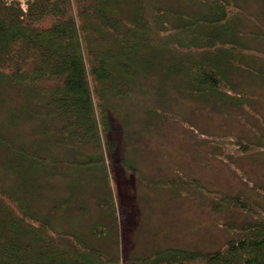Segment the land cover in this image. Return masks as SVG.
<instances>
[{
	"label": "trees",
	"instance_id": "trees-1",
	"mask_svg": "<svg viewBox=\"0 0 264 264\" xmlns=\"http://www.w3.org/2000/svg\"><path fill=\"white\" fill-rule=\"evenodd\" d=\"M188 1L173 8L158 0H0V264H264V210L241 197L224 199L263 219L242 225L223 250L168 248L125 260L91 245L92 230L61 228L57 218L86 212L81 198L71 202L75 185L68 199L36 204L48 189L40 177L107 166L112 147L99 143L111 130L106 97L126 94L136 77L159 72L200 94L225 89L245 9L237 0ZM33 122L42 141L89 147L91 156L60 159L20 146L16 129ZM102 200L118 219L114 201Z\"/></svg>",
	"mask_w": 264,
	"mask_h": 264
},
{
	"label": "rangeland",
	"instance_id": "rangeland-1",
	"mask_svg": "<svg viewBox=\"0 0 264 264\" xmlns=\"http://www.w3.org/2000/svg\"><path fill=\"white\" fill-rule=\"evenodd\" d=\"M237 1L245 9L236 20L239 60L226 70L219 96L218 89L196 93L159 72L136 77L126 94L106 97L111 130L99 143L112 147L107 166L40 177L48 189L36 204L48 206L55 195L68 199L75 185L71 202L81 198L86 206L81 216L57 218L61 228L88 236L92 230L91 245L125 260L168 248L217 252L241 237L242 225L263 219L224 199L241 197L264 210V0ZM171 2L184 8L189 1L157 5L176 8ZM36 127L19 126L17 144L60 159L91 156L89 147L76 151L42 141ZM102 199L114 201L118 219L106 214Z\"/></svg>",
	"mask_w": 264,
	"mask_h": 264
}]
</instances>
